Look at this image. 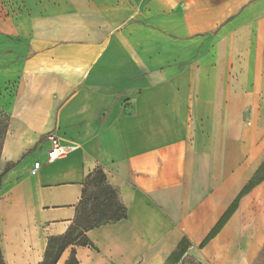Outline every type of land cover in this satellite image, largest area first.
I'll return each instance as SVG.
<instances>
[{"label":"crops","instance_id":"crops-1","mask_svg":"<svg viewBox=\"0 0 264 264\" xmlns=\"http://www.w3.org/2000/svg\"><path fill=\"white\" fill-rule=\"evenodd\" d=\"M0 111L3 264L41 263L98 169L126 216L55 264H264V172L200 247L264 162V0H0Z\"/></svg>","mask_w":264,"mask_h":264},{"label":"trees","instance_id":"trees-1","mask_svg":"<svg viewBox=\"0 0 264 264\" xmlns=\"http://www.w3.org/2000/svg\"><path fill=\"white\" fill-rule=\"evenodd\" d=\"M11 167V164L6 165L3 169H0V183L3 174ZM264 172V162L256 170L252 179L242 188L233 203L225 211L222 217L217 222L216 226L211 230V232L205 237V239L200 244L203 247L224 225V223L229 219L232 213L236 210L240 198L248 193L255 185H257L263 179ZM93 183L100 188L103 200L99 201L98 195H95V204L93 208L89 211L92 215L93 221L88 223H83L80 218V208L78 210V215L69 229L62 235L51 236L48 239L47 247L45 250V256L41 263L39 264H55L61 252L69 245H85L88 243V239L85 235L86 231L108 223L119 220L126 216V208L120 204L117 200L116 190L110 187L105 182V174L102 170L98 169L95 172L89 174L86 178V187L83 189V196L80 201V207L85 204L84 196L86 193L87 186ZM75 259L72 256L68 261V264H74ZM0 264L2 263L0 255Z\"/></svg>","mask_w":264,"mask_h":264},{"label":"rangeland","instance_id":"rangeland-1","mask_svg":"<svg viewBox=\"0 0 264 264\" xmlns=\"http://www.w3.org/2000/svg\"><path fill=\"white\" fill-rule=\"evenodd\" d=\"M6 115L0 111V144L2 141V137L4 134V128L6 126ZM53 133V132H50ZM95 195H98L99 201L103 200V196L101 195L100 188L93 184L90 183L87 186L86 193L84 196L85 204L80 207V218L83 221V223H88L93 221L92 215L89 214V211L93 208L95 204ZM261 220L264 219V215L261 216ZM257 214H256V207L255 206H250L247 209V213H243L242 215H239L238 217V222L240 224L246 223V226H256L257 225Z\"/></svg>","mask_w":264,"mask_h":264},{"label":"built area","instance_id":"built-area-1","mask_svg":"<svg viewBox=\"0 0 264 264\" xmlns=\"http://www.w3.org/2000/svg\"><path fill=\"white\" fill-rule=\"evenodd\" d=\"M47 139L50 142V147L46 153L47 162H53L59 158L64 157L67 154V152L69 150L68 147L63 145L60 142V139L56 133H54V132L49 133L47 135ZM40 166H41V163L39 161L34 162L32 168H31V173L35 174L38 171V169L40 168Z\"/></svg>","mask_w":264,"mask_h":264}]
</instances>
